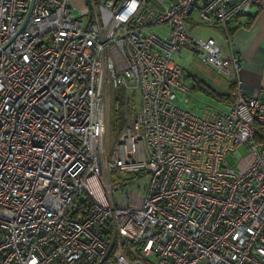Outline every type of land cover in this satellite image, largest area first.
Instances as JSON below:
<instances>
[{"label": "built area", "instance_id": "obj_1", "mask_svg": "<svg viewBox=\"0 0 264 264\" xmlns=\"http://www.w3.org/2000/svg\"><path fill=\"white\" fill-rule=\"evenodd\" d=\"M30 1L0 0V264H264V91L195 114L173 57L227 71L194 14L238 73L227 24L264 0Z\"/></svg>", "mask_w": 264, "mask_h": 264}, {"label": "rangeland", "instance_id": "obj_2", "mask_svg": "<svg viewBox=\"0 0 264 264\" xmlns=\"http://www.w3.org/2000/svg\"><path fill=\"white\" fill-rule=\"evenodd\" d=\"M191 17L193 19H191ZM186 27L196 37L205 38L212 36L219 40V42L224 46L223 50L221 51V58L227 71L219 70L211 63H203L198 61L196 56L186 49L182 50L180 55L173 56L175 61L184 67L186 74L190 73L194 75L197 79L201 80L206 85H209L214 89L225 90L226 86L228 85V76L234 72V69L230 60L229 45L227 41L223 39L222 30L216 25H206L198 21L194 18V14H192L190 18L186 20ZM186 74L185 83L189 94L182 92H178L177 94L179 99L178 105L181 108L187 109L188 111L195 114H201L205 109H212L214 107L225 108L229 106L228 104L222 103L218 99L211 97L204 90L193 87L191 78ZM115 97L121 98L123 102V123L128 121L134 115L139 106V95L136 91L118 88L114 91H109L106 94V137L110 142L114 140L119 134V132L115 133L112 130L113 101ZM186 97L188 98V102L184 103L182 100ZM238 149L241 153H244V148L242 146H239ZM226 160L231 166L234 165L235 159L230 153L226 155Z\"/></svg>", "mask_w": 264, "mask_h": 264}, {"label": "crops", "instance_id": "obj_3", "mask_svg": "<svg viewBox=\"0 0 264 264\" xmlns=\"http://www.w3.org/2000/svg\"><path fill=\"white\" fill-rule=\"evenodd\" d=\"M227 26L232 49L242 65L238 73L228 76L225 90H216L227 92L230 82L235 83L239 78L248 92L264 91V9L254 6L249 13L235 17ZM223 39L226 40L224 35Z\"/></svg>", "mask_w": 264, "mask_h": 264}, {"label": "trees", "instance_id": "obj_4", "mask_svg": "<svg viewBox=\"0 0 264 264\" xmlns=\"http://www.w3.org/2000/svg\"><path fill=\"white\" fill-rule=\"evenodd\" d=\"M188 77L192 80V86L196 88H200L204 90L207 94H209L211 97H214L218 99L220 102L225 104H232L235 101V83L230 82L227 92H219L216 89L210 87L209 85H206L201 80L197 79L192 74H186ZM122 99L119 97H115L113 101V116H112V130L115 133H120L122 130V127L124 125V119L122 115ZM258 131L256 132V139L261 140L264 139V132H262V128L260 126H257Z\"/></svg>", "mask_w": 264, "mask_h": 264}, {"label": "water", "instance_id": "obj_5", "mask_svg": "<svg viewBox=\"0 0 264 264\" xmlns=\"http://www.w3.org/2000/svg\"><path fill=\"white\" fill-rule=\"evenodd\" d=\"M32 3H33V0L30 1V4H29V9L31 8L32 6Z\"/></svg>", "mask_w": 264, "mask_h": 264}]
</instances>
